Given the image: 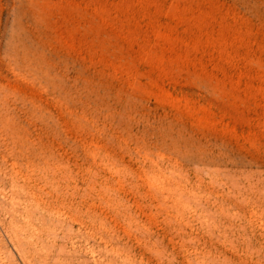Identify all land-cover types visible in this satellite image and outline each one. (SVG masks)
Wrapping results in <instances>:
<instances>
[{
    "label": "rangeland",
    "instance_id": "374dc122",
    "mask_svg": "<svg viewBox=\"0 0 264 264\" xmlns=\"http://www.w3.org/2000/svg\"><path fill=\"white\" fill-rule=\"evenodd\" d=\"M0 264H264V0H0Z\"/></svg>",
    "mask_w": 264,
    "mask_h": 264
}]
</instances>
